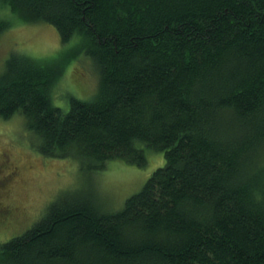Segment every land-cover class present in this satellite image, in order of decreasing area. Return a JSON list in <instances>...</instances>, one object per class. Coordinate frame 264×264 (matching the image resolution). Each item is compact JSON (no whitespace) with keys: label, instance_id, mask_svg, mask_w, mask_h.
<instances>
[{"label":"trees","instance_id":"16d2710c","mask_svg":"<svg viewBox=\"0 0 264 264\" xmlns=\"http://www.w3.org/2000/svg\"><path fill=\"white\" fill-rule=\"evenodd\" d=\"M15 21L78 40L9 56L0 119L91 174L146 168L147 150L165 163L116 212L60 193L0 264H264V0H0V35ZM80 56L97 91L64 109L53 89Z\"/></svg>","mask_w":264,"mask_h":264},{"label":"rangeland","instance_id":"374dc122","mask_svg":"<svg viewBox=\"0 0 264 264\" xmlns=\"http://www.w3.org/2000/svg\"><path fill=\"white\" fill-rule=\"evenodd\" d=\"M77 40L65 46L55 26L15 21L0 35V73L12 53L52 59L63 51L68 56ZM64 68L53 89V102L67 109L69 96L92 98L98 78L86 57L68 61ZM35 144L21 115L0 119V245L24 233L65 191H79L96 200L103 210L119 211L127 198L139 192L151 174L165 163L163 153L157 155L147 150L146 168L113 160L103 171L91 174L81 169L72 157L44 156Z\"/></svg>","mask_w":264,"mask_h":264}]
</instances>
